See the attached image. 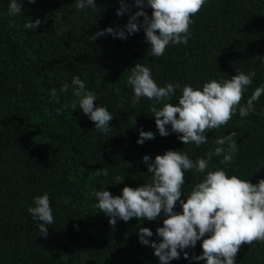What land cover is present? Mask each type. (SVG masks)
I'll return each instance as SVG.
<instances>
[{"label": "trees", "instance_id": "obj_1", "mask_svg": "<svg viewBox=\"0 0 264 264\" xmlns=\"http://www.w3.org/2000/svg\"><path fill=\"white\" fill-rule=\"evenodd\" d=\"M10 2L0 0V264H160L154 249L139 242V229L150 228V241L159 242L156 231L165 215L156 221L117 218L113 227L94 195L103 189L120 196L125 186L151 183L145 155L154 160L174 150L192 160L207 159L217 138L235 132L233 161L225 165L222 155L213 156L204 173L186 171L181 199L186 201L207 172L217 168L254 184L264 179V94L254 102V112L241 118L237 110L196 147L184 145L170 125V134L162 137L150 111L153 101L142 97L133 105L134 92L126 83L132 67L147 66L158 86L180 85L165 101L176 105L185 85L202 90L211 80L255 72L241 100L246 106L255 89L264 86V0H206L192 17L188 43H170L160 57L149 54L143 27L126 40L111 35L91 40L98 31L127 24L140 10L135 0H125L130 12L122 16L116 14L120 0H96L95 8L84 10L75 7L76 0H18L22 11L16 16L7 14ZM144 11L151 16L150 7ZM29 19L46 22L29 30L24 28ZM75 76L98 96L94 104L113 116L108 133L96 130L78 107L72 110ZM65 84L68 91L61 92ZM140 130L155 138L138 144ZM102 169L108 174H98ZM117 176L124 177L119 184ZM45 193L54 217L47 238L27 211ZM174 211L182 212L179 201ZM204 238L184 250L188 259L181 251L180 259L169 264H206L192 259L202 255ZM236 264H264V243L243 245Z\"/></svg>", "mask_w": 264, "mask_h": 264}, {"label": "clouds", "instance_id": "obj_2", "mask_svg": "<svg viewBox=\"0 0 264 264\" xmlns=\"http://www.w3.org/2000/svg\"><path fill=\"white\" fill-rule=\"evenodd\" d=\"M27 2L34 4L36 0ZM120 3L121 8L116 13L118 16L130 12L125 0H120ZM205 3L206 0H135V6L140 10L130 15L127 24L116 29L108 27L98 31L91 36V40L106 35L126 40L143 27L145 39L150 46L149 54L160 57L170 43H188L192 17L202 10ZM96 6V0H76L75 4L78 10ZM145 6L152 9L151 16L144 11ZM21 11L22 3L11 0L7 14L16 16ZM140 17H143V21H140ZM45 22L29 19L24 28L36 30ZM255 75V72L239 73L223 82L211 80L203 85L202 90L185 85L176 105L165 101L172 99L180 85L168 83L164 87L158 86L147 66L137 63L132 67L126 83L134 92L133 105L139 103L142 97L153 101L150 111L162 137H167L171 131L179 134L178 138L184 145L191 143L200 147L207 142L206 133L227 125L237 110L241 118L255 111L254 102L264 94V86L256 88L246 106H241L243 94L252 84ZM72 86L76 98L71 104L72 110L78 107L95 123L96 130L102 134L108 133L113 119L109 110L94 104L98 96L86 89L85 82L79 76L73 77ZM68 87L65 84L60 91L67 92ZM116 91L119 92V89ZM50 95L59 103L56 89H52ZM162 102L165 103L158 108L156 105ZM64 108L67 109L68 105H64ZM57 111L60 113L61 110ZM235 136L236 133L231 132L217 138L215 144L218 146L206 154L207 159L192 160L187 154L174 150L157 155L154 160L145 155L143 161L147 173L151 174V183L136 188L125 186L122 195L115 197L107 190L95 191L98 201L96 207L110 218L109 223L113 227L117 218L124 222L132 218L156 221L163 213L166 217L163 226L156 231L161 238L159 242L150 241L149 238L153 236L150 228L139 229V242L154 249L160 264L180 259L181 251L184 258L188 259L189 253L184 250L194 248L206 234L207 238L202 242V255H193L192 259L206 261V264H236L237 254L243 245L264 243V179L254 184L236 175L229 177L224 170L217 168L207 172L204 180L192 188L186 201L181 199L186 171L204 173L213 156L222 155L221 163L225 165L233 161L238 151ZM154 138L153 132L140 130L137 143L143 145L146 140ZM97 172L108 174L107 169ZM115 180L119 184L124 177L117 176ZM178 201L182 208L180 213L174 211ZM34 205L29 206L27 211L39 222L40 235L47 238L48 226L54 224L49 195L45 193L37 196Z\"/></svg>", "mask_w": 264, "mask_h": 264}]
</instances>
